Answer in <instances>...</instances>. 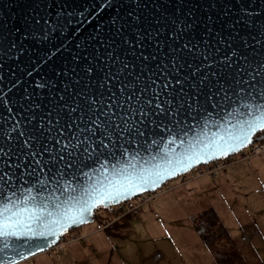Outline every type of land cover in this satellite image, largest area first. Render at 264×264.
Instances as JSON below:
<instances>
[{
    "label": "water",
    "instance_id": "1",
    "mask_svg": "<svg viewBox=\"0 0 264 264\" xmlns=\"http://www.w3.org/2000/svg\"><path fill=\"white\" fill-rule=\"evenodd\" d=\"M256 105L264 0H0V194L47 206L42 234L9 237L0 259L250 147L264 129L238 131Z\"/></svg>",
    "mask_w": 264,
    "mask_h": 264
},
{
    "label": "rangeland",
    "instance_id": "2",
    "mask_svg": "<svg viewBox=\"0 0 264 264\" xmlns=\"http://www.w3.org/2000/svg\"><path fill=\"white\" fill-rule=\"evenodd\" d=\"M259 156L253 157L256 158L254 161L251 158L231 164L216 179L204 177L211 182H217L216 185L210 183L203 187L205 196L195 209L198 211H204L207 208L217 210V213H214L207 209L215 214L213 219L217 221L215 224L209 222L210 220L205 217V212L200 213V218L194 220V226L188 220L186 223L172 224L163 219L164 213L167 212V208L163 206L164 200L167 199L165 197L174 193L175 195L180 194L181 198L189 201L196 191L194 185L204 178L181 187H176L177 181L173 180L171 185L174 188L171 187L159 193L153 203L144 204L137 216L125 217L129 220L127 231L129 234L123 235L122 240L118 241V239H111L107 236V231L113 230L114 219L118 217L111 220L113 224L111 221L101 224V229L97 228L99 223L96 221L94 224L69 233L64 241L63 251L52 250L51 254L45 252L19 264H90L85 259L92 258L96 254L95 251L84 248L78 251L70 247L79 242L91 249L90 241L97 245L98 241L103 242L98 256L103 260V264H119L122 261L125 264H218L216 251L225 250L217 244L208 245L202 234H209L210 240L217 241L216 233L225 230V226L228 235L232 234L235 240L232 252L236 254L241 264H264V154L260 159L257 158ZM255 179L260 180L255 181ZM239 180L247 181L249 190L240 185ZM247 194L256 196L255 200L250 201V196L245 197ZM105 216L106 213H103V217ZM118 216H120L119 212ZM204 225L214 226L219 232L210 233L209 229L202 230L201 226ZM187 226L194 230L193 241L198 242L196 249L190 248L185 243V238L189 234ZM256 230L258 233L250 235ZM92 234H94L93 237H91ZM245 235L247 239L242 241ZM219 238V242L228 243L226 236L220 235ZM68 247L70 248L67 250ZM158 254H160L159 259L156 258ZM225 259L226 256L224 261ZM92 264H96V261H92Z\"/></svg>",
    "mask_w": 264,
    "mask_h": 264
},
{
    "label": "snow or ice",
    "instance_id": "3",
    "mask_svg": "<svg viewBox=\"0 0 264 264\" xmlns=\"http://www.w3.org/2000/svg\"><path fill=\"white\" fill-rule=\"evenodd\" d=\"M248 118L244 119L242 124L239 125L238 135L240 137H247L256 128L264 129V106L256 105L253 108L248 109L245 114ZM28 145V141L24 142ZM108 145L100 141L99 144L93 145V150L107 148ZM87 151V148L85 149ZM11 157V151L4 153L3 149H0V156ZM28 155H35L34 153L26 152L25 159ZM3 167L7 166V162L4 160L0 163ZM25 167V166H24ZM26 168V167H25ZM145 170H141L138 174L140 179H143L142 173ZM126 170H123L120 174L125 175ZM130 174L125 175V179H129ZM11 176H9L7 171L0 172V180L5 181V183L11 182ZM15 195V194H13ZM5 202L0 203V238L3 239V246L0 247V252H4L11 248L8 238L27 236L28 233L33 235L42 234L36 231L37 228L42 227L45 220L37 213V210H46V205H43L36 201L34 196H25L23 199H13L7 196L6 193L0 194ZM25 213L29 215L25 218ZM52 212H48V216H52ZM42 250V249H41ZM18 255H23L21 252H17ZM0 264H7V261L0 259Z\"/></svg>",
    "mask_w": 264,
    "mask_h": 264
},
{
    "label": "crops",
    "instance_id": "4",
    "mask_svg": "<svg viewBox=\"0 0 264 264\" xmlns=\"http://www.w3.org/2000/svg\"><path fill=\"white\" fill-rule=\"evenodd\" d=\"M262 156L263 155H261V156H259L257 158L260 159ZM254 159H256V158H253L252 161H254ZM259 180L260 179H255V181H259ZM216 182H211V180L205 179V178L202 179V180H199L194 185L195 190H196L195 194L193 195V197H191L189 199V201H185L183 198H181L180 194L175 195L174 193H172V194H169V196L165 195L166 196L165 198H167V199L164 200V205L163 206L165 208H167V212L164 213V215H163L164 218L163 219H165V221H167L169 223H172V224L175 223V222H177V223H181V222L182 223H186L187 220H188V221L192 222L191 224H193V226H194V220L199 216L200 213L207 211V209L213 211L214 213H217V210H214V209H211V208L210 209L207 208L204 211H198V209H195L197 204L202 200V197L205 196L204 195L205 191L203 190V187L205 185L210 184V183H214L216 185ZM235 184H236V182L234 181V185ZM239 184L243 185L244 188L249 190L247 181L239 180ZM248 194L245 195V197H249L250 195H248ZM255 197L256 196H254V195L250 196V201H254ZM117 217H118L117 219H114V225H113L114 228H113V230H108L107 231V236L109 238H111V239L112 238L118 239V241H119V240H122L121 238L123 237V235H126V233L129 234L127 232L128 229H129V227H128L129 220H126L127 218H125V217H121V216H117ZM187 229H188L189 234H187V236L185 238V241H186L185 243L187 245H189L190 248H195V249L198 248V242L197 241H195V242L193 241V239H194V230L191 227H189V226H187ZM208 229H209L210 233L219 232L218 230H216L215 227L214 228H208ZM214 229H215V231H214ZM224 229H225V231L227 230L226 226L224 227ZM195 231L198 232V230H195ZM256 233H258V230H256L255 232L250 233V235H255ZM230 234H231V232H230ZM93 235L94 234H92L91 237H93ZM228 237L231 238V242H232L231 243V247L234 248L233 243H235V240H234L232 234H231V236L228 235ZM203 238H204L205 242L208 243V245L214 246V244H217L219 247L223 248V244L224 243L219 242L220 238L217 235V233H216V240L217 241L210 240L209 234H204ZM251 238H253V236ZM242 241H245V240H243V238H242ZM97 243H98V245L96 243L94 244L92 241H90L89 244H91V249L87 248L83 243H79V242L75 243L74 245L72 244L70 247H73L72 248L73 250H78V251L82 250L83 248L95 251L96 254L93 255L92 258L87 257V259H85V260L88 261L90 264H92V261H96V264H103V260L98 258L100 250H101V248L103 246V242L98 241ZM227 244H229V243H227ZM70 247H68L67 250ZM244 259L246 260V258H244ZM119 264H125V263L122 261Z\"/></svg>",
    "mask_w": 264,
    "mask_h": 264
},
{
    "label": "built area",
    "instance_id": "5",
    "mask_svg": "<svg viewBox=\"0 0 264 264\" xmlns=\"http://www.w3.org/2000/svg\"><path fill=\"white\" fill-rule=\"evenodd\" d=\"M261 154L262 155L264 154V141L257 142V143L254 142L250 147L244 149L243 151H241L240 153H238L234 156H231L227 159H221V160L212 162L208 165L197 166L194 169H192L191 171H189L183 175H179L176 179H173V180L177 181L176 187H179V186L181 187V186L189 185V184H191V183H193V182H195L201 178H204V177H208L210 179H216L217 177H219L218 175L225 168L229 167L231 164H235V163H238L240 161L248 160V159H251V158L259 156V155L261 156ZM234 159H236V160H234ZM173 180L166 182L161 188L157 189L154 192L143 193V194L138 195V196L134 197L133 199L126 201L125 203L119 205L118 207H116L117 209H119L118 210L119 215L121 217H127L128 216L131 218L137 216L141 212L140 208L144 204L153 203L158 198L159 193H161L162 191L165 192L167 189H170L171 187L174 188L173 185H171ZM107 222H109V221H107ZM111 223L113 224L112 221H111ZM97 228L101 229L102 225L98 224ZM68 235H69V233L67 234V236ZM67 236L63 237L57 245H55L54 247H52L50 250H48L46 252H49V254H51L52 250L63 251L64 250V241L67 238ZM246 239H247V235H245L243 237V240H246ZM156 258L159 259L160 254L156 255Z\"/></svg>",
    "mask_w": 264,
    "mask_h": 264
},
{
    "label": "trees",
    "instance_id": "6",
    "mask_svg": "<svg viewBox=\"0 0 264 264\" xmlns=\"http://www.w3.org/2000/svg\"><path fill=\"white\" fill-rule=\"evenodd\" d=\"M264 141V131L263 132H260L256 135L255 139H254V142L257 143V142H262ZM103 213H106L107 216L103 217ZM118 216V209L117 208H112L110 210H99L97 213H96V218H97V222L99 224H103L104 222H107V221H111L113 220L114 218H116ZM214 216L215 214L210 212V211H205V217L208 218L210 221L211 224H215L216 222L213 220L214 219ZM200 217L198 216L195 220L199 219ZM198 227V226H197ZM202 227V230H206L208 228H214V226H201ZM76 230V229H75ZM74 230H72L71 232H73ZM70 232V233H71ZM204 235V234H203ZM218 236L220 235H223V236H226L227 239H228V243H225L223 244V250L221 251H216V260L218 262V264H241L238 259H237V256L236 254H234L232 252V247H231V239L228 237V234L225 230H221L219 233H217ZM230 239V241H229ZM228 249V250H226ZM226 256V259L224 261V258Z\"/></svg>",
    "mask_w": 264,
    "mask_h": 264
}]
</instances>
